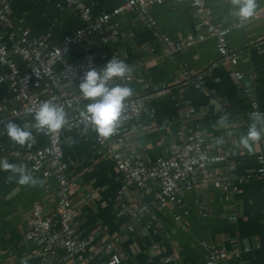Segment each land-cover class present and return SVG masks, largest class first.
Listing matches in <instances>:
<instances>
[{
    "label": "crops",
    "instance_id": "0c3cea01",
    "mask_svg": "<svg viewBox=\"0 0 264 264\" xmlns=\"http://www.w3.org/2000/svg\"><path fill=\"white\" fill-rule=\"evenodd\" d=\"M12 19L20 21L33 37L45 36L51 44H58L63 36L81 25L77 10L67 6L65 0H6ZM123 0H86L92 14L109 12ZM217 21L228 25L233 20L230 14V0H206ZM255 19L240 27L232 28L227 36L228 46L238 50L239 57L236 69L242 77L235 80L232 68L219 57L215 50L213 37H206L192 46L181 49L175 58H167L162 54L161 41L153 36L150 27L140 23L133 11L117 15L114 20L120 25L121 33L106 43H101L95 36L91 38L94 60L103 68L106 62L115 56L129 65L139 64V73L150 85L165 84V94L151 98L146 109L133 119L124 123V142L114 148L120 154H126L127 145L134 144L145 163L152 162L157 156L167 151L168 143L174 137L177 122L161 128V122L175 118L178 105L190 106L194 114L186 120L189 126H198L206 135L214 138L211 153L222 151L228 157L224 162L213 167L225 168L226 172L243 175L258 167L255 158L257 147L253 145V153L243 148L240 136L245 134L251 117L248 115L249 101L256 100L264 111V0H259ZM150 12L156 20V30L170 40L181 38L186 33L196 35L202 31L197 25L194 9L186 1L165 0L153 4ZM8 28L0 22V41L10 45L7 37ZM82 50L79 46H71L67 59L77 61ZM214 66L208 70L209 64ZM16 63L20 64L16 59ZM182 68H186L190 76L199 74L203 80V88L212 91L224 99L228 111L221 113L218 107L210 102L203 91L194 88L190 81L176 82ZM5 68L0 66V72ZM134 72H137L134 70ZM127 84L134 93L141 92V87L132 82ZM69 89L73 84L67 83ZM10 92L5 82L0 83V116L7 115L10 104L5 99ZM90 101L82 103L81 108ZM151 111V112H150ZM229 115L230 128L217 124L219 118ZM32 120L31 116L20 115L13 122L25 124ZM34 145L45 143L43 134H36ZM96 132L75 131L63 132L61 137L62 160L66 164V173L72 178L76 187L71 189V203L75 208L77 235L94 236L95 242L113 234L120 239L117 247L127 255L120 264H203L205 249L200 246L202 240L219 242L227 252L235 247L237 254H230L232 264H264V232L262 217L264 214V177H256L237 185L236 191L229 199L224 193L212 185H196L192 190L182 194L188 213L184 217V227L173 218L170 209L156 210L153 219L143 214L135 223L133 231L125 226L132 220L128 215H115L113 198L122 182V175L110 158L100 157L94 146ZM223 137L224 143L217 145L215 141ZM0 159L10 163L25 164L19 158L7 156L9 147H20L14 144L6 134L0 140ZM235 149L236 154L230 155ZM10 173L0 170V264H20L22 257H28V264H39L41 255L38 249L22 241L21 235L27 226L29 209L33 201H38L44 210L51 212L54 207L56 184L49 179L44 185L29 187L19 185L15 180L11 183L6 178ZM42 179L38 175H33ZM131 188V186L129 187ZM129 189L123 195L129 197ZM205 197L203 216L196 200ZM150 194L143 195L144 201L150 200ZM232 216L234 218H232ZM53 219L56 220L55 215ZM149 223V228L143 226ZM53 229H57L54 223ZM158 249L152 250V244ZM90 252L85 249L84 253ZM59 248L52 249L48 261L61 258ZM169 256L171 260L165 261ZM103 257L95 253L91 261Z\"/></svg>",
    "mask_w": 264,
    "mask_h": 264
},
{
    "label": "built area",
    "instance_id": "2783aa9c",
    "mask_svg": "<svg viewBox=\"0 0 264 264\" xmlns=\"http://www.w3.org/2000/svg\"><path fill=\"white\" fill-rule=\"evenodd\" d=\"M164 1L123 0L109 12L92 14L86 0H65L67 6L77 10L81 25L65 34L58 44H51L45 36H30L19 20L15 22L12 19L7 1L0 0V22L8 28L7 37L10 41L9 46L0 41V66L5 68V71L0 72V83L7 84L10 98L5 99V102L11 105L9 113L0 116V140L5 133L4 124L7 121H14L16 117L25 115L29 108L34 111L45 100L51 99L63 105L69 118V124L59 133L43 134L45 137L43 145L11 146L6 152L9 157L21 159L33 175L40 176L43 181L51 179L56 184L53 210L46 211L38 201H33L29 209L27 226L21 235L22 241L38 249L41 255L39 264H120L127 258V255L117 247L120 239L118 234L99 242H95L92 234L83 237L77 235L75 208L70 196L71 189L76 187V183L67 175L66 164L62 160L63 132L84 133L94 130L90 125L85 126L81 122L79 111L82 103L88 100L82 99L78 90L86 71L91 68L101 69L94 60L91 41L93 36L101 43L115 39L121 33V29L113 18L133 11L137 20L150 27L153 36L161 41V51L165 57L175 58L181 49L192 46L206 37H213L216 53L232 68L233 78L239 80L242 77L241 72L236 69L240 52L229 47L227 42L231 29L240 27L235 16L230 24L223 25L215 19L206 0H174L186 1L194 9L197 25L202 31L196 35L186 33L172 41L158 33L156 20L150 12L153 4ZM260 15L256 14L252 19ZM71 46H79L82 50L77 61H70L66 57ZM16 59L20 64L16 63ZM139 64L132 65L133 70L137 72L133 71L130 80H116V83L132 82L141 87V92L134 94L126 102V116L116 135L108 140L98 138L97 134L94 136L95 151L100 157L112 159L122 175V182L113 198V208L115 215H128L132 220L125 226L127 231L134 230L135 223L143 214H149V218L153 219L155 211L159 209H170L173 218L180 221V227H184L181 221L188 210L181 197L183 193L192 190L196 185H212L224 193L225 199H229L238 184L252 178L264 177V139L254 144L257 147L255 158L258 163L254 171L237 176L228 173L225 168L213 167L228 157L222 151L214 154L210 152L214 138L204 134L198 126L191 127L186 123L194 114V109L178 105L175 118L167 119L160 124V127L164 128L172 122H177L174 137L168 143L165 154L157 156L150 163H145L134 144H126V154L118 153L114 147L124 142V123L146 109V103L151 98L163 95L167 91L165 84L150 85L138 72ZM213 66L214 62H211L208 70ZM183 81H190L194 88L201 89L204 96L214 103L221 113L228 111L222 97L203 88V80L199 74L190 76L188 70L182 68L176 82ZM67 83L73 84V87L69 89L66 87ZM252 112L264 113L254 99L249 101L248 115L250 116ZM26 123H34L33 117ZM233 154H236L235 149L230 151V155ZM128 189L129 197L126 199L123 193ZM146 193L150 194L149 201L143 200ZM205 203V197L196 200L199 211L206 217L209 213L205 210ZM53 215L56 220L53 219ZM54 223L57 229H53ZM261 223L264 232V214ZM149 226V223H146L143 227ZM199 244L205 249L203 264H232L229 256L237 254L235 247L229 253L218 241L202 240ZM54 248H59L62 256L55 262L48 261V254ZM85 249H90V252L84 253ZM151 249H158V244H152ZM96 252L103 254V257L91 261ZM164 260L169 261L171 257L166 256Z\"/></svg>",
    "mask_w": 264,
    "mask_h": 264
},
{
    "label": "clouds",
    "instance_id": "9594fccd",
    "mask_svg": "<svg viewBox=\"0 0 264 264\" xmlns=\"http://www.w3.org/2000/svg\"><path fill=\"white\" fill-rule=\"evenodd\" d=\"M232 5L231 15L243 26L255 17L259 8V0H230ZM133 68L126 61L112 56L103 68L97 70L91 68L82 77L78 90L84 100L90 101L79 111L81 122L85 126H91L98 138L108 140L117 134L122 127L126 116V102L135 93L127 83H116V80H130ZM26 116H32L34 123L23 125L13 121L4 124L7 137L20 146L31 147L36 142V134L59 133L69 124L68 113L63 105L53 100L43 101L34 111L29 108ZM251 123L245 134L240 136V145L252 154L253 145L264 139V113H250ZM217 124L221 127L230 128L229 115L225 114L219 118ZM207 130H205V134ZM215 143L222 145L223 137L218 138ZM0 170L9 172L7 182H15L19 185L36 187L43 186L44 181L33 176L26 164L10 163L7 159H0ZM28 257H22L20 264H28Z\"/></svg>",
    "mask_w": 264,
    "mask_h": 264
}]
</instances>
